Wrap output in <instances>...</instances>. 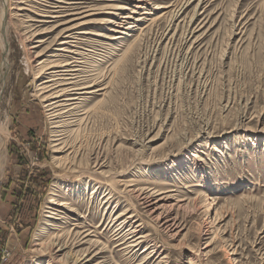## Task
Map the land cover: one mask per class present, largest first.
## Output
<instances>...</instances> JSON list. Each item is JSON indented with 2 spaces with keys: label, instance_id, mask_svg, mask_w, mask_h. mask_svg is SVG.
Segmentation results:
<instances>
[{
  "label": "rangeland",
  "instance_id": "rangeland-1",
  "mask_svg": "<svg viewBox=\"0 0 264 264\" xmlns=\"http://www.w3.org/2000/svg\"><path fill=\"white\" fill-rule=\"evenodd\" d=\"M18 1L6 61L0 39V264H47L56 232L72 254L51 264H264V0H23L92 13L77 51L103 89L64 127L35 78L60 28ZM148 184L180 205L175 230L136 197Z\"/></svg>",
  "mask_w": 264,
  "mask_h": 264
},
{
  "label": "bare ground",
  "instance_id": "bare-ground-1",
  "mask_svg": "<svg viewBox=\"0 0 264 264\" xmlns=\"http://www.w3.org/2000/svg\"><path fill=\"white\" fill-rule=\"evenodd\" d=\"M137 1H138L137 7H141V5L147 3V0H137ZM25 2L26 1H23V0L18 1V3L15 4L14 8L17 11L28 10L30 8V10L35 15H37L36 17H40L39 19L35 18L36 21L57 22L58 24L55 25L54 28H57V27L60 28L59 33H58L59 41L57 42V44H59L60 47L56 49L57 51H60V53L54 54L51 56L49 55L46 58H43L41 60L39 59V62L37 63V71L39 75H37L35 78H38L39 76H42L45 74L44 79L40 81L39 86L37 88V96L40 97L41 100L44 102L43 105L46 108L48 116L51 119L60 118L59 121L63 123L58 126L64 127L68 123V118L73 114L72 112L78 107V103L84 100L87 94H93L103 89V88L93 89L96 85L100 84L101 80H97V78L95 77L93 78L90 74L85 75L86 73H88V70H86L87 68L86 58H85L86 53L77 51V48L80 47L79 45L84 44L85 35L89 34V31L82 30V27L80 26L85 25L86 23H89V22H93L90 20L89 21L84 20L86 17L90 16V14L92 15V13H89L90 9L78 10L80 7L75 8L77 11H74L73 13H67V9H65L64 5H57V4L50 5L49 3L44 4L43 6L45 7V10H42V9H38L30 5L26 7L24 6L26 4ZM34 2H39V0L38 1L34 0ZM58 2H63L66 4L77 3V2H67L65 0H61V1L59 0ZM79 3H83V2H81L80 0ZM116 8L123 9L125 7L119 6ZM9 9H11V4L9 3V0H0V10H1L0 21H1V27H2L0 39H2L1 49L4 52L3 59L5 61L7 60L6 54H7L8 49L7 47L4 46V43L6 39L5 31L8 25L7 14H9L8 12ZM68 15H71V17L64 19V17ZM123 17L130 18V16H123ZM107 22L111 24L116 23L115 21H112V20H109ZM40 32H43V31L33 32L32 36H37V34ZM97 36H101V34H97ZM111 38H116V37H111ZM186 38L187 37H185V39ZM39 42H42V40H39ZM36 46L38 45H33L32 48ZM39 55H41V53H39L36 56H39ZM61 56L65 58L61 59L60 58ZM52 57H55V58L53 59ZM90 76L92 78H89ZM61 131H63V129H61ZM61 134L63 135V133H60L59 135ZM60 139L62 138L57 137L54 139V141L56 142L54 146H59L62 143V142H59ZM145 182H151V181H145ZM148 186L151 188L146 187L143 189L135 190L134 192L136 194V197H138V199L142 201V203L144 204L145 208H147V210H150L149 212L150 214L155 213V219L161 222V225L164 226V228L167 231L175 230V228L179 227V223L177 221L178 220L177 215L176 214L173 215L172 210L174 209V206L179 207L180 205H178V203L176 204L175 203L174 204L165 203V200H168V198L172 197L170 195H167L168 191H165L162 188H156L155 186L152 187V184H148ZM56 204L57 206L62 207L66 205V202L63 200H57ZM52 209L55 211H59L57 208H54V207ZM157 210H160V211L156 214ZM53 214L55 213L53 212ZM124 214L125 213L122 212L121 214L117 215L116 218L119 219ZM216 214L219 217L221 216L219 211L216 212ZM132 217L133 215H128L127 216V219L129 218L128 221H130V218ZM125 222L126 221L123 220L121 223L124 224ZM136 227H139V224H137ZM82 232H85V231H82ZM133 232H136V230L133 229L130 233L126 235V238L123 234L122 236L125 239L132 238L134 235L130 236V234H132ZM88 234L89 233H85L83 235L81 234L82 237L79 241L87 242L88 239H86V236H88ZM60 237L61 235L57 234V232L56 234L52 235V238L54 240L52 241V247L58 246V248L57 250L52 252L53 255L52 256L50 255V258L47 264H51L52 262L61 263L62 259L66 261L67 254L69 256L72 254V253H67V254H64L62 257L57 258L58 254H60V252L64 250V248L67 247L65 244H63V242L61 243V241L59 240ZM141 237L142 236H136L135 238H132L131 239L132 243L128 244L127 247H132V249L136 247L141 242L139 241ZM36 245L41 246V243L39 244L37 243ZM53 249L54 248H51V251ZM83 256H84V253L78 254L77 256H75L74 259L72 258L73 259L71 260L72 264H79L85 259L89 260V258H86L87 255H85L84 257Z\"/></svg>",
  "mask_w": 264,
  "mask_h": 264
}]
</instances>
